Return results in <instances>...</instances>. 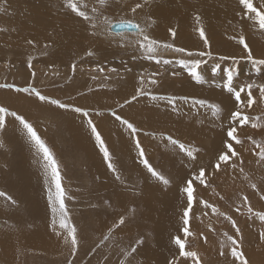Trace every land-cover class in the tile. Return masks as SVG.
Listing matches in <instances>:
<instances>
[{
	"label": "rangeland",
	"instance_id": "rangeland-1",
	"mask_svg": "<svg viewBox=\"0 0 264 264\" xmlns=\"http://www.w3.org/2000/svg\"><path fill=\"white\" fill-rule=\"evenodd\" d=\"M18 1L20 8L0 0V83L17 86L30 83L42 94L87 108L110 152L116 171L108 169L86 125V118L70 110L41 103L27 94L0 89V106L23 114L52 150L62 175L66 207L77 228L79 240L78 252L72 256L70 243L65 241L64 235L55 234L60 231L59 217H56L54 231L42 158L18 123L6 117V127L0 130V192L5 193V196H0V232L10 233L5 238L0 234V264H68L69 260L73 264H121L122 261L124 264H167L168 260L178 257V250L172 242V237L177 235L186 240L185 250L198 253L200 264H233L227 236L235 237V229L225 219L226 216L231 217L241 230L242 236L236 238L241 240L239 250L244 253L248 264H264V239L260 236L264 232V224L258 218L249 216L242 200L243 197L248 198L253 212L264 211V200L260 198L264 195V162H260L256 155L259 148L253 143L256 141L264 145V98L259 91V86L264 84V66H260L259 71L253 69L246 59L241 58L242 46L234 39L240 34L245 35L254 56L264 58V51L256 50L264 49V30L253 27L252 22L244 18L226 26L215 22L217 24L214 23L213 28L222 30L217 29L222 37L219 46L223 47L218 46V50L213 52L210 26L205 20L201 19L200 25L195 21L190 32L170 26L177 34L175 37L167 30L165 36L152 31L159 26L158 20L154 14L145 13V8L149 6L147 4L154 5L156 0H147V4L144 0L145 4L141 3L143 10L139 9L135 14L131 10L111 12V7L112 11L117 10L112 1H116L117 5L119 0H106L104 4L99 0H81L87 2L82 5L89 6L81 10L87 11L90 16L95 15L99 27L95 29L96 36L92 35L94 29L91 25L78 17L77 24L83 22L80 25L86 31L90 28L89 34L86 33L89 36L84 43L81 38L77 37V41L72 37L77 41L74 42L75 39L69 37L71 44L69 38H62V31L67 32L69 22L61 20L74 14L65 2L42 0L45 6L53 4L54 8L48 11L53 15L57 13L53 16L56 24L49 27L50 31L47 29L46 34H38L39 31L34 29L36 34L33 31L31 35L28 30H20L22 20H28L31 13L19 14L25 0ZM26 1L40 6L38 0ZM93 7L95 13H92ZM254 7L259 10L261 6ZM28 11H31L30 8ZM123 19L139 24L161 45L171 43L175 47H183L186 52L177 53L158 47L155 56L171 62L164 64L148 59L146 52L139 47L138 41H142V36L137 35V31L113 34L109 23H106V20L112 23ZM152 20H155L154 24ZM199 26L210 38L207 51L212 55L188 57V52L195 54L204 48L196 30ZM41 36L45 37L44 40ZM28 40L34 43L29 45L26 43ZM89 52L92 55H88ZM221 55L235 56L239 60L235 65L237 75L233 78V87L237 91L244 88L239 107L244 115L250 117L246 125H239L230 119L231 112L236 110V101L223 86L227 79L223 70L232 65V60L221 61ZM180 59L189 62L202 59L197 71L206 82L198 84L193 81L177 63ZM217 64L220 67L213 73L212 69ZM32 72H35L34 77ZM154 73L158 83L149 85L148 81ZM141 78L152 94L187 96L188 103L178 101L179 111L174 112L166 102L142 96L121 110L118 105L131 98ZM248 84L254 86L248 89ZM249 91L253 98L251 107H247ZM192 99H204L206 105L193 106ZM209 104L219 107L218 115H213L212 109L207 106ZM110 108L140 129L138 139L145 156L157 172L170 180L168 186L152 178L140 163L128 130L110 115ZM97 111L103 114L97 116ZM253 124L258 126L253 127ZM229 125L236 127L241 141L240 144L233 141L239 153L237 167L234 170L229 163L214 171L212 165L228 139ZM168 137L177 140L178 144H171ZM180 145L198 147L200 151L196 160L189 159ZM200 167L206 169V185H199L198 182L194 185V205L189 210L187 225L190 235L185 238L182 229L187 195L181 188L184 181ZM117 175L120 179L116 178ZM251 184H256L258 191H254ZM200 200L212 205L216 212L212 211V207L204 208ZM47 217L48 223L45 222ZM121 218L124 223L119 225ZM33 223L40 228L38 232L27 229ZM28 231L26 242H21ZM141 238L144 243L137 246V252L126 257L125 252ZM41 243L44 244L42 248ZM221 251L225 252L224 256L220 255ZM178 264H185V258H179ZM186 264H193V261L187 259Z\"/></svg>",
	"mask_w": 264,
	"mask_h": 264
},
{
	"label": "snow or ice",
	"instance_id": "snow-or-ice-1",
	"mask_svg": "<svg viewBox=\"0 0 264 264\" xmlns=\"http://www.w3.org/2000/svg\"><path fill=\"white\" fill-rule=\"evenodd\" d=\"M101 4H104L106 0H99ZM145 3H147V0H145ZM238 4L240 6V12L239 15L248 20L251 21L253 24V27L258 26L260 30H264V4L261 5L260 9L258 10L256 7L253 6L252 0H238ZM65 5L67 8H69L76 16L82 18L83 21L88 22L91 27L94 29L92 32V35H96L97 32L95 29L99 27L97 23V17L95 15H88V13L84 10H81L82 7L86 8L87 5H81L78 0H65ZM142 8V4L136 0L134 2V6L131 7V12L136 13L138 9ZM93 13L96 12V9H92ZM196 22L198 25L201 24V18L199 15L195 17ZM106 23H110L106 20ZM152 24L155 23V20L151 21ZM119 27H127L129 29H138L137 35L142 36V41H138L139 47L144 50L147 54L148 59H156L157 63H164L168 64L171 61L169 60H161L158 57L155 56V50L158 47H163L167 49H172L177 53H185L186 49L183 47H175L171 43H166L161 45L160 42H158L155 39H152L145 29L141 27L139 24L132 20H124L119 22ZM151 24H149V27ZM199 33L200 39L203 42L204 48L198 51L197 53L193 54L191 52H188V57H193L194 55L200 58H203L205 56H211L212 53L210 51H207V49L210 47V38L206 34L205 29L202 26L197 27L196 29ZM168 32L170 35L175 37L176 33L175 31L169 27ZM237 44L242 46V53L241 58L246 59L255 69L256 71L260 70V66H264V58H256L254 56V53L248 43L246 42V37L243 34L238 35L237 37H234ZM27 43L29 45H32L34 42L32 40H28ZM88 55H92L91 52L88 53ZM221 61H226L228 59L232 60V65L229 66L227 69H224V76H226V81L224 82V88L227 90L228 93L233 94L236 101V110L231 112L230 119L233 122H238L239 125H246L249 122L250 117L247 115H244L239 107V103L241 101V92L244 91V88L241 87L239 91L235 90L233 87V78L237 75V68L235 65L239 63V60L235 57H228L221 55L219 57ZM177 63L181 66L182 69L186 70L188 76L195 81L198 84L205 83L206 81L202 77L201 74L198 73L197 69L200 67L202 63V59H192L191 62L187 59H180L177 61ZM220 65L217 64L213 69V73L216 72L217 68H219ZM29 68H31V62H29ZM73 71H75V65H73ZM102 71V69H101ZM112 71H115L113 69ZM131 71V69H129ZM174 75H178V73H174ZM32 76H35V72H32ZM156 74H153V77L148 81L149 85H156L158 81L155 79ZM95 79V77H93ZM254 85L248 84L247 88L251 89ZM0 89H8V90H14L18 94H27L29 97H35L39 102L41 103H47L50 105H53L57 107L58 109L63 110H70L73 113L79 114L81 117L86 118V125L89 128L91 132V136L94 138L96 145L99 148V151L103 154V159L105 162H107V167L109 170L115 172V166L111 162V155L110 152L105 144V142L102 139V136L100 132L97 129V125L94 123L93 119L90 117L89 110L85 107L77 106L75 104H69L61 102L59 99L52 98L48 95L42 94L35 86L32 84H27L26 86H17L12 83H0ZM260 96L264 98V84L259 86ZM150 97L152 101H164L167 105L171 106L172 111L176 112L179 111L178 108V101L182 103H188L189 97L187 96H181L176 97L172 95H154L152 94L148 88L146 87L145 80L141 78L139 82V87L135 89L134 94L131 96L130 99H125L122 104H119L118 107L122 110L125 105H131L133 101H136L138 97ZM192 105H200L205 106L206 101L204 99H192ZM253 104V98L252 94L249 91L248 92V99H247V107H251ZM209 108L212 109L213 115H218L220 112V109L216 105H207ZM110 115L114 117V119L119 122L120 125H123L129 132V136L132 140V143L135 146L137 158L139 159L140 163L143 165V167L147 170V172L151 175L152 178H154L159 183L163 184L164 186H168L170 184V180L163 176L161 173L157 172L153 166L149 163L148 159L145 156V151L142 148V145L140 143V140L138 139V135L140 132V129L132 122L129 121V119L125 118L124 116L117 114L114 109L108 110ZM100 111L96 112L97 116L102 115ZM6 117L11 118V122L18 123L20 126V130L25 133L26 137L30 141L31 145L35 148L36 153L42 158L43 161V168L45 172V183L48 189V205L51 208V212L53 214L52 219V226L55 231V226L57 224L56 217H59V229L60 231H56L57 236L64 235L65 241L70 243V252L72 256H75L78 252V246H79V240H78V233L77 228L72 223L69 212L66 207L65 203V190L62 187V175L59 169V164L52 152V150L47 146L44 139L41 138V136L38 134V130L34 127L32 123L28 121V119L21 113H18L16 110H10L7 106H0V130H4L6 127ZM258 119V118H257ZM253 127H257V124H253ZM147 135V133H145ZM227 141L223 145V149L219 152L215 164L212 165L214 171H219L221 169V166H227L229 163H231V167L235 170L237 167L236 159L239 158V153L235 150L233 146V141H235L236 144H240L241 141L237 135V129L234 125H229L227 130ZM169 142L173 145L178 144L177 140L172 139L171 137L167 138ZM254 144L257 145L259 148V151L256 153V155L259 156L260 162H264V145L257 144L256 141H253ZM180 148L182 151L186 152V156L195 161L196 160V154L199 153L200 149L198 147H192L189 146L185 148L184 145H180ZM242 163V160H241ZM241 172H243V168L240 169ZM117 179H120L119 175L116 176ZM206 179H207V173L206 169L204 167H200L199 171L194 173L191 178H188L184 181V186L181 188V191L186 193L187 195V207L185 208L183 212V223L184 227L182 229L183 236L186 238L190 235V231L188 228L189 223V210L193 209L194 205V199H195V188L194 185L199 183V185H206ZM251 188L254 191H258L256 184H251ZM0 196H5V193L0 192ZM262 200H264V195H261L260 197ZM7 199H11L10 197H7ZM243 204L247 206V211L249 213V216L256 217L259 219L262 224H264V211H256L253 212L252 207L250 206L248 202L247 197H243ZM12 203H15V201H12ZM200 204L203 205L204 208H210L212 205L207 203L206 201L200 200ZM212 211L216 212V209L212 207ZM239 211V209H237ZM225 219H228L233 229H235V237L232 235H228L227 239L230 241L231 245V251L230 255L234 258L233 264H248V261L245 259V255L242 251L239 250L241 246V240L237 239L236 237H241L242 233L240 228L237 226L236 222L231 219V217H225ZM124 223V219L121 218L119 220V225H122ZM227 235V234H226ZM261 239H264V232L260 233ZM108 237L106 236L105 239ZM172 242L176 246L178 250V257H174L173 259L168 260L167 264H178L179 258H185V264L187 259H191L193 261V264H200L198 253L196 251L191 250H185V244L186 240L182 239L179 235L172 237ZM144 243L143 239H137L135 241V245H133L129 251L125 252V256H131L133 253L137 252V246L142 245ZM95 251V249H93ZM221 256L225 255L224 251L220 252ZM68 264H73L72 260L68 261ZM121 264H124L122 261Z\"/></svg>",
	"mask_w": 264,
	"mask_h": 264
},
{
	"label": "bare ground",
	"instance_id": "bare-ground-1",
	"mask_svg": "<svg viewBox=\"0 0 264 264\" xmlns=\"http://www.w3.org/2000/svg\"><path fill=\"white\" fill-rule=\"evenodd\" d=\"M5 1L8 4H11L12 3L16 8H20L21 7V3L18 0H5ZM39 1H40V6H38V7H36L35 5L30 4V2H27L26 0L23 2V9H21L20 11H18V13L19 14H23V13L30 12L31 14L28 16V20H22L21 27H20V30L21 31L28 30V31H30L28 34H31V35H33V33L35 32V30H36V32L39 31L38 34H40V32H41V34H46V32L49 30V27H54L55 26V25H53V24H56L55 21L53 20V16H55L57 13L56 14L54 13V15H53L52 12L50 13L48 11L50 8L51 9L54 8L53 7V4H51L50 6H45V5L42 4L43 3L42 0H38V2ZM59 1H61V2L63 1L62 3L65 2V0H59ZM119 1L120 2L117 5H116V3H117L116 1H112V4L116 6V9L117 10H114L113 9V11H112V7H111V9H109L111 12L116 11L118 13H123L125 11H129V10H131V7L134 6V2H136V0H132V1H129V0H119ZM78 2L81 5L87 3V2L86 3L85 2L83 3V2H81V0H78ZM138 2L144 3V0L143 1L142 0H138ZM152 2H153V0H152ZM154 2H156V3H154V5L152 4L151 6H150V4H147L146 3L149 6H147L145 8L146 9L145 10L146 11L145 13H151L152 15L154 14L153 16H155L156 19L158 20L159 26L156 27L155 29H153L152 31H154L156 34L164 33L163 35L162 34L161 35L162 36H165V35H167L168 27L174 25V26H178V29L181 30V31H187V32L189 31L190 32V30L192 29L190 27L193 26L194 23H195V21H196L195 17L197 15H199L202 20H205L206 23L208 22L207 23V26H208V24L210 26V29H209V31H210V38L212 39L211 51H213V52H215V49L218 50L219 43H221L220 41H222V37L220 35L221 32H222V30H220V28H216V29L213 28V25L217 24L215 22H218L219 21L220 23L223 24V26H226V25H228V24H230V23H232V22H234L236 20H240L242 18L239 15L240 6L238 4V0H156ZM252 3H253V6H261L262 4H264V0H252ZM28 8H30L31 11H28ZM57 8L58 7H56L55 9H57ZM87 8H89V6ZM91 8H92V6H91ZM93 8H95V7H93ZM53 11H56V10H53ZM138 11H139V9H138ZM68 13H70V12H68ZM60 14H61V11H60ZM77 18H78V16H76L74 14H72V16H68V18L67 17L62 18L61 21H63V22H69V27L67 29V32L65 33V30L62 31V33L64 34L62 36V38H66L67 37V39H68L69 37L70 38L75 37L77 39V37H78V38H81L80 41L82 43H84L85 42V39L86 38L88 39L87 36H89V35H87V34H89L88 31H89L90 28L86 31L85 27H82V25H80L81 23L83 24V22H81L80 24H77V22H78L77 20L79 19V18L78 19ZM59 19H61V18L59 17ZM55 20H56V18H55ZM124 20H126V19L114 21L112 23H117V22H121V21H124ZM112 23H109V28H110V25ZM220 23H218V24H220ZM37 27H40V28L37 29ZM64 28L66 29V26ZM217 29L220 30L221 32H218ZM227 29H229V28L227 27ZM58 31H59V29H58ZM207 31H208V29H207ZM31 32H33V33H31ZM36 32H35V34H36ZM122 33H127V32H122ZM26 34H24V35L27 37L28 34L27 35ZM48 34H50V33L48 32ZM31 35H30V37H31ZM19 38H20V36H19ZM42 38L44 40L45 37H42ZM197 38H199V37L197 36ZM24 39H25V37H24ZM38 39H40V38H38ZM50 39L52 40V38H50ZM76 39H75L74 42L79 41L78 39L76 41ZM26 40H27V38H26ZM64 40H66V39H64ZM224 40H227V39H224ZM45 41H46V39H45ZM68 42H70V41L68 40ZM68 42L66 41V43H68ZM26 43H27V41H26ZM60 43H62V42L60 41ZM71 44H72V40H71ZM219 47H223V46H219ZM226 48L228 49V47H226ZM229 50H232L231 52H233V49L231 47L229 48ZM256 50H261V51L263 50L264 51V49H256ZM21 71L23 72V70H21ZM29 232L30 231H28V232L25 233V239L22 240L21 242H26L27 236H28Z\"/></svg>",
	"mask_w": 264,
	"mask_h": 264
},
{
	"label": "water",
	"instance_id": "water-1",
	"mask_svg": "<svg viewBox=\"0 0 264 264\" xmlns=\"http://www.w3.org/2000/svg\"><path fill=\"white\" fill-rule=\"evenodd\" d=\"M119 25V22H117V23H112L111 25H110V31L112 32V33H122V32H136V31H138V29H129V28H127V27H119L118 26Z\"/></svg>",
	"mask_w": 264,
	"mask_h": 264
},
{
	"label": "crops",
	"instance_id": "crops-1",
	"mask_svg": "<svg viewBox=\"0 0 264 264\" xmlns=\"http://www.w3.org/2000/svg\"><path fill=\"white\" fill-rule=\"evenodd\" d=\"M37 168H39L38 166H36ZM46 223H48V217H47V219H46V221H45ZM49 225V224H48ZM27 229H30V230H33V231H36V232H38L39 230H40V228H37L35 225H34V223H33V225H31V226H28V228ZM99 232H102V230H100ZM10 232H8V231H4V232H0V234L2 235V238H5V236L7 235V234H9ZM55 239H56V237H55ZM30 240V239H29ZM56 241V240H55ZM48 242V241H47ZM42 245H44L43 243H41V248H42ZM33 250V249H32ZM34 251V250H33Z\"/></svg>",
	"mask_w": 264,
	"mask_h": 264
}]
</instances>
